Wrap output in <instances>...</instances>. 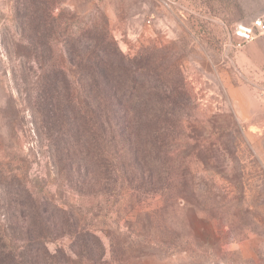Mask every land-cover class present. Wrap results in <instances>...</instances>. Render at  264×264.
Here are the masks:
<instances>
[{"label":"rangeland","instance_id":"1","mask_svg":"<svg viewBox=\"0 0 264 264\" xmlns=\"http://www.w3.org/2000/svg\"><path fill=\"white\" fill-rule=\"evenodd\" d=\"M12 1L0 0V31L11 25ZM63 6L105 15L126 55L165 51L185 91L179 123L154 158L140 160L137 144L122 139L110 151L109 174L76 167L73 147L49 151L37 134L0 43V223L17 225L18 239L37 236L19 178L45 201L52 232L42 237L70 255L66 264H264V31L246 43L236 35L237 25L264 14V0ZM86 232L101 250H80Z\"/></svg>","mask_w":264,"mask_h":264},{"label":"trees","instance_id":"2","mask_svg":"<svg viewBox=\"0 0 264 264\" xmlns=\"http://www.w3.org/2000/svg\"><path fill=\"white\" fill-rule=\"evenodd\" d=\"M63 3L13 0L11 25L0 31L15 88L35 111L37 134L48 140L49 151L64 153L71 146L74 166L103 175L113 167L116 158L110 151L122 139L137 144L140 160L156 157L179 123L176 109L185 98L180 72L171 69L161 48L124 54L105 15L81 16ZM15 179L37 236L18 239L17 225L0 223V264L68 263L70 255L50 250V239L42 237L52 232L45 201ZM83 235L89 239L79 242L81 251L102 249L95 234Z\"/></svg>","mask_w":264,"mask_h":264},{"label":"built area","instance_id":"3","mask_svg":"<svg viewBox=\"0 0 264 264\" xmlns=\"http://www.w3.org/2000/svg\"><path fill=\"white\" fill-rule=\"evenodd\" d=\"M257 30L264 31V14L258 16L251 23H241L237 25L236 35L240 39L241 43H246L253 39Z\"/></svg>","mask_w":264,"mask_h":264}]
</instances>
